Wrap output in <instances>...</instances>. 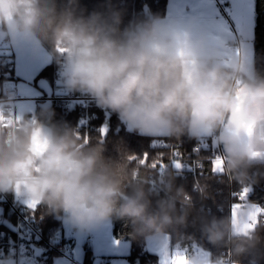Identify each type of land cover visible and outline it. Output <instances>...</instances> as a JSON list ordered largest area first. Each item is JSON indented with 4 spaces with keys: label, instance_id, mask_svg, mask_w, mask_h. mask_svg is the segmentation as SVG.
<instances>
[{
    "label": "clouds",
    "instance_id": "clouds-1",
    "mask_svg": "<svg viewBox=\"0 0 264 264\" xmlns=\"http://www.w3.org/2000/svg\"><path fill=\"white\" fill-rule=\"evenodd\" d=\"M125 14L122 0H99L91 11L80 0H0V41L32 53L46 48L63 90L115 114L127 131L209 142L232 180L258 183L264 178V67L237 55L236 41L190 12H146L127 23ZM11 104L9 95L0 98V116L8 117ZM104 152L56 121L51 108L21 112L0 126V196L43 206L78 234L123 220L137 236L163 239L189 225V211L178 209L184 189L175 187L173 173L162 194L143 178L125 187L122 162ZM253 211L243 206L237 223ZM199 231L210 244L250 257L249 264H264V220L246 235L231 215L206 219ZM188 260L199 264L194 256ZM0 264L15 261L7 256Z\"/></svg>",
    "mask_w": 264,
    "mask_h": 264
},
{
    "label": "trees",
    "instance_id": "trees-1",
    "mask_svg": "<svg viewBox=\"0 0 264 264\" xmlns=\"http://www.w3.org/2000/svg\"><path fill=\"white\" fill-rule=\"evenodd\" d=\"M98 2L99 0H80L81 7L88 11L94 9ZM167 3L168 0H122V4L126 9L124 22L127 23L137 15L146 12L165 15L167 13ZM253 42L255 48L254 62H257L258 67H264V0H256V26ZM55 72L56 65L55 61L52 59L48 65L41 69L34 84L37 85V81L41 77H46L53 81ZM3 80L4 76L0 77V96L2 95L1 89ZM41 108H51L54 110L56 121L62 122L66 126L71 127L84 144H87L89 141L99 144L105 149V156L120 160L125 173V187H127L130 181H136L137 179L143 178L147 181L148 188L154 192L151 188L150 176L151 174H154L155 177L157 176L156 171L158 167L153 166V161H158L160 154L162 153L164 155L166 153V150L162 147L153 148L154 144L160 145L162 141H173L177 144L176 149L183 152V156L185 157L187 155L205 156V154H209L210 152L207 148L202 146V143H197L186 137L178 141L168 138L143 137L131 133L126 130L125 126L119 121L115 114H111L110 131L103 142L101 129L107 112L102 110L99 111L100 116L97 121V128L90 131L89 137L86 140L84 135L77 130L78 122L81 117V110L79 108L64 111L56 108V106H52V104L46 107L43 102H39L36 112ZM198 146L200 147L199 151H195ZM145 152L149 154L148 163H143L142 160L139 159V157ZM167 152H169V150ZM130 157H138V159L130 160ZM211 168L212 165L206 163L203 175H188L184 177L180 174H174L175 187H183L184 189V194L178 202V209L181 212L185 209L189 211L190 223L186 227H179L175 232H172L168 238L172 250L182 251L189 257L194 254H206L208 256V264H217L218 261L226 255L228 250L231 249V245L210 244L199 231V224L212 217L221 218L230 215L229 200L231 184L227 174H213ZM129 172L131 173L130 177L127 175ZM135 173H138L137 177H135ZM244 186L245 185H241L233 180L234 189L241 190ZM11 196L15 197L12 194ZM248 197L251 202L256 203L259 206L261 205L260 208H264V178H261L258 183L252 185ZM3 207L4 219L8 222L0 221V229L9 227V220L15 219L13 215L8 213L7 207ZM208 210L210 213H208ZM33 211L38 219V225L45 236L53 239L56 238L55 234L59 232L61 237L59 241L58 238L56 241H58L59 245H64L65 248L68 242L76 241L73 236L70 239L65 237L63 222L55 215L48 213L43 206H36ZM192 221L196 222L195 226L191 223ZM112 223L114 236L118 239L127 240L131 244L130 253L127 255V259L132 264H160L159 255L150 252L146 247V240L149 236L142 237L135 235L131 224L126 221L114 220ZM262 235H264V232H262ZM30 254H32L37 260L47 255L48 264L54 255H58V253L49 251L48 249L41 256H35L33 251H29L28 255ZM91 258L92 252L88 249L87 259L84 264H89ZM233 258L235 261L245 262L247 264H249L250 261V257L248 256L237 257L233 255ZM104 264H109V261H105Z\"/></svg>",
    "mask_w": 264,
    "mask_h": 264
},
{
    "label": "built area",
    "instance_id": "built-area-1",
    "mask_svg": "<svg viewBox=\"0 0 264 264\" xmlns=\"http://www.w3.org/2000/svg\"><path fill=\"white\" fill-rule=\"evenodd\" d=\"M238 45V44H237ZM56 65V72L54 76V81H51L53 84V93L48 96L43 94L37 97L35 100L37 102H50L52 106H56L64 111L73 110L74 108H79L81 110V117L78 122V131L84 135V138L87 140L89 137V133L91 130L97 128L98 120L101 109L97 108L95 104L87 97L82 96L80 94H70L63 90L62 86L58 83L59 77V66ZM15 70L16 63L15 61L9 57L8 55L0 54V77L4 76L3 85H2V95L0 98H3L6 95H9L12 100L11 109L7 118L4 116H0L3 119L0 120V126L7 127L12 124L17 115V102L20 100L18 94V87L15 79ZM160 144H167L169 147H162L166 150V153L163 155L165 158V166L161 171V168L157 169V176L154 174L150 176L151 188L154 193H161L162 183L164 182L167 173L171 172L173 174H180L184 177L188 175L197 176L200 175V164L203 165V173L207 164H211L210 161L215 157L219 156L217 149L214 145L209 142L202 143V146L209 150V154L207 156H183V152L179 151L182 155L180 157L181 162L183 163V167L181 169H177L176 167L168 164L171 158V152L173 151L172 146H177L175 142L162 141ZM200 147H196L199 149ZM169 150V152H167ZM171 150V151H170ZM189 154V153H188ZM175 169V170H171ZM217 175H221L219 172L215 173ZM223 174L224 171H223ZM138 173H135V177H137ZM229 181L231 184V193L229 200L230 207V215L232 216V205L234 203H241L243 206L246 204H251L254 208L259 206L256 203L250 201L249 197L244 201H239L237 198V194L245 187L251 190L252 185H245L241 190H236L233 188V180L228 175ZM199 185V184H198ZM200 187V186H199ZM0 204L2 206L7 207L8 213L15 217L14 220H9V227L0 229V262L4 260L5 257L11 256L15 261V264H27L24 260V257L29 254V251H32L31 244H37L42 246L45 251L48 249L49 251L56 252L58 254H65L66 248L64 245H59L58 241L61 237L60 233H56V238H49L45 236L38 225V219L36 218V214L33 209L29 208L25 204H23L16 197H12L11 194L6 196H0ZM261 206V205H260ZM259 206V208H260ZM208 213L210 211L208 210ZM264 220V215L259 216V222ZM2 222L7 220L4 219V210ZM258 222V223H259ZM257 223V224H258ZM256 224V226H257ZM255 226V227H256ZM8 228V229H7ZM58 238V241L56 239ZM92 243V239L88 238L85 242L86 247L89 248ZM47 256V255H46ZM44 256L38 259L39 264H48L47 257ZM217 264H247L245 262L235 261L233 258V254L231 249L228 250L225 256H223Z\"/></svg>",
    "mask_w": 264,
    "mask_h": 264
},
{
    "label": "crops",
    "instance_id": "crops-1",
    "mask_svg": "<svg viewBox=\"0 0 264 264\" xmlns=\"http://www.w3.org/2000/svg\"><path fill=\"white\" fill-rule=\"evenodd\" d=\"M171 4L172 0H168L167 13H170ZM215 7L219 12L220 17L228 20L231 24V19L228 14V9L231 8V0H224L223 4L220 3V0H215ZM255 26L256 0H250L248 9V35L245 38L246 47L241 49V53H246L249 57L253 58V61L255 56L253 42ZM232 27L234 28V25H232ZM233 40L236 41L239 47L238 41L235 39ZM8 56L16 63L15 79L17 77L16 84L20 99H23L26 96L28 97L26 99L32 98L36 101L35 99L43 95L44 91L35 85L34 81L41 69L52 61V58L48 55L47 49L42 47L35 53H32L13 48L12 54H9ZM36 103L38 105L39 102L36 101ZM2 213L3 209H1V214ZM88 238L92 239L89 248H87L85 244ZM169 244L168 236L163 239L149 236L146 240L148 250L159 255L160 264H162V261H171L176 257H186L189 264V256L187 254L180 255V251L172 250L171 246L169 248ZM88 249L92 252V258L89 264H104L105 260H100V257H109V264H132L127 259V255L130 253L131 244L127 240L118 239L114 236L112 222L102 224L89 232L87 238L83 240L82 244H79L77 241L68 242L66 244V250H70L72 256H69L68 254L54 255L49 261V264H84L87 259ZM192 256L197 258L199 264H208V256L206 254H194ZM29 258L30 255L24 257L27 264H29ZM35 263L39 264L38 260Z\"/></svg>",
    "mask_w": 264,
    "mask_h": 264
},
{
    "label": "snow or ice",
    "instance_id": "snow-or-ice-1",
    "mask_svg": "<svg viewBox=\"0 0 264 264\" xmlns=\"http://www.w3.org/2000/svg\"><path fill=\"white\" fill-rule=\"evenodd\" d=\"M223 4L224 0H220ZM250 0H231V8L228 9V14L231 19V24L228 20L220 17L218 10L215 7V0H172L170 7V15L184 17L189 14L197 15L201 22L208 24L215 32L223 34L227 37L235 39L239 43V47L235 49L237 55L241 54V49L246 47L245 38L248 35V9ZM234 25V28L232 27ZM3 118L0 117V120ZM107 133V128L101 129V135L104 136ZM157 147H169L167 144L153 145V148ZM173 151L171 152V158L168 164L181 169L183 163L181 162V153L176 149V146H172ZM199 151V149H195ZM149 154L143 153L139 159L143 163H148ZM138 157H130V160H136ZM213 174L219 172L223 174V158L220 156L215 157L210 161ZM154 167H160L161 171L165 166L164 156L161 153L159 160L153 161ZM200 175H203V165H198ZM250 189L245 187L238 194L237 198L239 201L247 199ZM35 203L31 204L30 207L35 208ZM243 207L241 203H234L232 205V215L234 220V227L237 229L239 234H247L250 230L254 229L256 224L259 222V216L264 215V208H257L254 212L249 214V222L240 225L237 223L236 217L238 211ZM162 264H188L186 257H176L171 261H162Z\"/></svg>",
    "mask_w": 264,
    "mask_h": 264
},
{
    "label": "rangeland",
    "instance_id": "rangeland-1",
    "mask_svg": "<svg viewBox=\"0 0 264 264\" xmlns=\"http://www.w3.org/2000/svg\"><path fill=\"white\" fill-rule=\"evenodd\" d=\"M12 52H13V48L10 46V45H8V44H6V43H4V42H2V41H0V54H2V55H4V54H12ZM26 98H28V97H24L23 99L21 98L18 102H17V115H20L21 114V112H25V111H27V112H30V113H35L36 112V110H37V108H38V105H37V103H36V101H34V99H32L31 97H29V98H31V99H26ZM173 142V141H172ZM208 154H205V156H207ZM27 206V205H26ZM245 206V205H244ZM0 220L2 219V215H3V213L1 214V209H3L4 210V207L2 206V205H0ZM29 208H31V209H34V208H32V207H30V206H28ZM35 208H36V206H35ZM257 208H259V206H256L255 207V210L257 209ZM254 212V211H253ZM252 213V212H251ZM232 218H233V215H232ZM247 222H249V218H248V221ZM247 222H245V223H247ZM64 224V223H63ZM233 224H234V220H233ZM238 224H240V223H238ZM244 224V223H243ZM243 224H240V225H243ZM74 232L75 231H73V230H71L70 228H68L65 224H64V235H65V237H67V238H71L72 236H73V234H74ZM89 233H86L85 235H84V237H83V240H85L86 238H87V235H88ZM147 247V246H146ZM169 248H170V244H169ZM148 249V248H147ZM65 254L67 255H69V256H72V254H71V251L70 250H66V252H65ZM105 260V261H108L110 258L109 257H100V260ZM37 261V259L32 255V254H30V258H29V264H36L35 262Z\"/></svg>",
    "mask_w": 264,
    "mask_h": 264
},
{
    "label": "water",
    "instance_id": "water-1",
    "mask_svg": "<svg viewBox=\"0 0 264 264\" xmlns=\"http://www.w3.org/2000/svg\"><path fill=\"white\" fill-rule=\"evenodd\" d=\"M37 86L42 90L44 91V93L48 96L52 95L53 93V84L51 82L50 79L46 78V77H41L38 79L37 81ZM43 104L46 105V107L48 105H51L50 102H43ZM110 119H111V114L107 113L106 114V118H105V121L102 125V128H107V133L106 135L102 136V141L104 142L106 137H107V134L109 133L110 131ZM85 234H78L76 232H74L73 234V237L75 238V240L79 243V244H82L83 243V237H84ZM31 249L33 251V254L35 256H41L44 254L45 252V249L40 246V245H37V244H31Z\"/></svg>",
    "mask_w": 264,
    "mask_h": 264
},
{
    "label": "bare ground",
    "instance_id": "bare-ground-1",
    "mask_svg": "<svg viewBox=\"0 0 264 264\" xmlns=\"http://www.w3.org/2000/svg\"><path fill=\"white\" fill-rule=\"evenodd\" d=\"M101 120H102V118H101ZM102 122V121H101ZM97 130V129H96Z\"/></svg>",
    "mask_w": 264,
    "mask_h": 264
}]
</instances>
